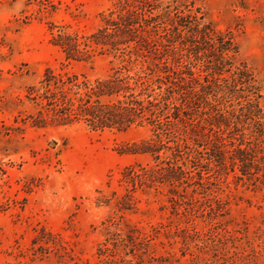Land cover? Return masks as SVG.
Returning <instances> with one entry per match:
<instances>
[{
  "label": "rangeland",
  "instance_id": "374dc122",
  "mask_svg": "<svg viewBox=\"0 0 264 264\" xmlns=\"http://www.w3.org/2000/svg\"><path fill=\"white\" fill-rule=\"evenodd\" d=\"M128 1L202 17L232 40L228 71L185 49L184 80L129 62L179 115L158 153L135 151L158 139L152 126L92 130L76 108L88 99L75 84L120 59H69L53 42L88 36L123 1L0 0V264H264V0ZM175 159L186 174L168 181Z\"/></svg>",
  "mask_w": 264,
  "mask_h": 264
},
{
  "label": "trees",
  "instance_id": "16d2710c",
  "mask_svg": "<svg viewBox=\"0 0 264 264\" xmlns=\"http://www.w3.org/2000/svg\"><path fill=\"white\" fill-rule=\"evenodd\" d=\"M121 1L123 2L118 8L101 14L100 26L88 36L58 33L53 42L69 59L87 58L94 48L108 51L120 59L122 64L95 85L75 84L88 99L80 98V105L76 107L77 114L83 117L86 125L92 130L108 127L124 130L133 124L145 122L157 131L158 139L144 141L136 145L134 150L158 153L165 147L161 137L168 134L166 125L170 122V117L177 118L179 115L176 111L166 113L164 110L168 108V104H164L163 108L157 106L155 99L146 91L147 88L141 87L144 85L143 77L131 73L127 68L128 63L139 57L150 58L155 61L154 67L165 73L168 78L176 75L178 80H184V74L192 78L193 72L189 68L186 71L178 69L179 58L176 53L179 51L185 49L195 55L205 54L212 60L209 61L210 68L215 73H220L223 70L228 71L226 68L230 62L227 55L235 50L231 38L216 31L209 23L204 22L202 17L185 14L179 17L178 21L168 22L169 14L166 11L153 13L152 7L131 6L128 0ZM202 91L207 93L203 88ZM188 93L192 94L191 91ZM90 95L97 99L91 100ZM102 96L114 97L115 100L102 102L99 100ZM221 116L224 115L218 117ZM170 148L168 147V150ZM240 150L238 148L237 152L242 153ZM236 158L241 162V173L246 174L247 164H250L252 159L239 156ZM184 174L185 170L177 164L176 159L168 163L164 173L168 181L177 180Z\"/></svg>",
  "mask_w": 264,
  "mask_h": 264
}]
</instances>
